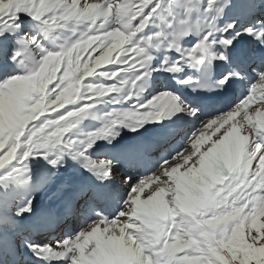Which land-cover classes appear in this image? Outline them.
I'll return each instance as SVG.
<instances>
[{
	"label": "snow or ice",
	"instance_id": "6c2138e0",
	"mask_svg": "<svg viewBox=\"0 0 264 264\" xmlns=\"http://www.w3.org/2000/svg\"><path fill=\"white\" fill-rule=\"evenodd\" d=\"M228 11L236 18L226 19ZM24 16L38 22L36 27L46 26L45 36L73 24H84L86 29L69 46L46 52L37 36L19 35ZM156 21L161 22V31L145 38L142 34ZM245 35L256 43L237 48ZM190 36L198 39L186 49L182 41ZM16 44L20 48L13 52ZM161 51L175 53L178 59H165L154 68L153 53ZM96 52L101 54L94 57ZM35 55L42 58L28 69L25 61ZM9 59L26 73L16 74ZM105 64L117 70L97 71ZM185 69L209 78L204 83L190 75L178 80L193 91L220 94L254 82L239 103L217 109L215 102H208L210 112L203 118V106L164 91L134 111L113 113L110 124L85 141L66 138L89 117L93 101L121 91L93 86L87 89L90 95L82 97L86 77L115 80L134 74L126 102L142 97L145 88L138 82L151 72L177 77ZM218 71L222 78L211 79ZM257 91L264 94V0H0V171L18 158L24 164L43 156L50 169L40 187L51 188L49 203L39 211L32 199L12 207L0 198V264H24V248L45 264H264V111L256 110L255 120L248 113ZM82 98L87 103L77 106ZM53 112L57 114L46 115ZM180 115L199 119V126L150 175L139 180L125 175L120 183L128 186L127 196L120 197L112 186L120 161L94 160L91 150L100 140L111 144L120 126L138 132L149 123L162 124ZM175 139V132L166 131L158 141L121 151L133 158L131 163H143ZM67 159L91 178H61ZM31 172L25 165V185L33 181ZM151 183L155 187L142 200ZM113 199H122L123 206L109 217L100 206ZM91 214L96 219L86 228L55 244L28 239Z\"/></svg>",
	"mask_w": 264,
	"mask_h": 264
},
{
	"label": "bare ground",
	"instance_id": "6f19581e",
	"mask_svg": "<svg viewBox=\"0 0 264 264\" xmlns=\"http://www.w3.org/2000/svg\"><path fill=\"white\" fill-rule=\"evenodd\" d=\"M81 2H83V0H81ZM92 2H97V0H92ZM99 2H103V0H99ZM119 2H122V0H118V3ZM165 15H167L166 12H165ZM229 15H230V11H228L226 13V19H228L230 21L231 19L229 18ZM28 26L24 27V29L22 30V32H24V33L21 32V33H19V35L26 34V32L31 31V30H29L30 28H32V30H33V27H31V26L28 27ZM81 28L82 27H78L75 30L81 29ZM161 28H162L161 22L160 21H156V23L150 25L149 28L145 30V34H142V35H144L145 38L148 37V36H152L154 33H157L159 31H161ZM197 39L198 38L195 37V36H190V37L185 38L182 41L183 47L186 48V49H190L193 46V44L197 41ZM39 41L41 43L43 42L42 39H39ZM96 54L100 55L101 53L97 52ZM177 59H178V57H177ZM116 68H117V66L108 65V66H106L105 68L102 69V72L115 71ZM129 74H131V73H129ZM93 78H94V81H93L94 85L110 86L111 84H113L111 79H107L105 76H102V75H96ZM121 85H122V83H121ZM249 86L250 85H247L246 87H244V89L241 90L239 94H244V95L247 94ZM174 90H178V88L177 87H173V88L166 87V88H162L158 93L164 92V91H169V92H172V93H175V94L179 95V93L174 91ZM158 93L153 94L151 97L145 99L144 101H142L139 104L146 103V102L150 101ZM120 95H122V93L117 91V92H114V93H112L111 95H109L107 97L100 98L99 102H97L90 109L89 117L87 119L83 120V122L81 124H79V126L70 134V136L68 138H71L72 140L77 141V143H79L81 141H85L90 135L100 131L105 125L110 124L111 117H112L113 113H115V112H121L122 113V112H125V111H134L136 109V106H138V102L137 101H139L140 98L133 99L132 101L129 102V103L133 104L132 107H130V106L120 107V106H124V105H118L117 104V101L119 100L118 96H120ZM262 96H264V94H262L259 91H257V93L255 94L253 100L250 101V103H249L248 113H249V115L253 116L254 120H255V111L256 110L264 111V109L261 108V104H264V98H262ZM239 119H240V117H237V120H239ZM191 121L196 122V126H194V128L199 126V119L194 120V119H192V118H190V117H188L186 115H180L178 117H174L171 120L165 119L162 124H160V123H157V124L149 123V124L145 125L144 127L140 128V130H145L148 133H155V132H158V131H161V130L162 131H168V132L175 131V133H177V138L180 137L181 140H182V138H184V137L181 136V133H180V130H179V126H181V125L184 126L186 124H189ZM190 125H191V123H190ZM225 127H227V125H225ZM184 130L187 131V135L190 134V132L192 131V130H188L187 127ZM117 131H119V136L111 144L107 143L104 140H100L98 142V147H96V148L91 150L90 154H91V156H92V158L94 160L99 161V160L111 159V160H114V162L117 161L116 157L118 155H115V154H117V151H115L116 147L114 146V143L117 142L119 139H123V138H126L127 140H129L130 139L129 136L131 135V131H129V128L125 127V126L118 127ZM203 132L205 134H207V135H211L212 134V130L211 129H203ZM222 132H223V129H221L220 132H217L215 136H212V140H215L216 137L219 136ZM180 141L174 143L173 146H171V152L175 148L180 146ZM209 143H211V141L206 142L205 147H207ZM121 149H118V150L121 151ZM171 152L167 153V152L159 151L158 153L153 154V161H150L152 163H151L150 168H149L148 171H146L145 168L142 169V165L143 164L144 165L147 164L148 163L147 161H145L143 163H135V164H133V163H131L132 160H130V158H128V156L123 154V162H120V163L116 164V168H115L116 183L113 184V185H116L119 189H121V192H120L121 194H122V190H123L125 192L124 198H126L127 191H128V186L127 185L123 186L122 183H120V180L125 175H127L128 172H131L132 174H134L136 176V178L134 177V180H139L141 177H146V176L150 175L151 172L155 171L160 166V164L163 162V158L165 156H170ZM102 153H106V154L109 153V154H108L107 157H105V155H101ZM118 160L120 161L122 159L119 158ZM66 162H67V165L65 166V169L68 170V173L72 174V172H74L76 170H79V173L77 174V177L72 176L75 179H79L80 180L81 176L83 174H87V179L86 180L91 178L90 174L85 169H83L78 163L72 161L71 159H67ZM122 164L130 165V166H126V168H130L131 167V169H133V170L132 171H128V172H127V170H125V171L123 170V172H125V173H121L122 171L120 170V167H121ZM182 171H183V169H182ZM41 180L42 179H38V180L36 179L35 181H32L31 185H35V187H36V188L32 187L33 189H31V185H24L25 187H21L22 185L20 186L22 188L21 191H24L25 193L23 194V197L20 199L18 206L22 205L23 201L25 202L27 199H29L30 196H32V197L35 196V198L33 199V203H34L35 208H36L37 211L42 209V206H46L49 203V201H48V196L49 195H47L48 194L47 190H49V188L47 190L44 189V187L41 188L40 185H39L41 183ZM154 187H155V183L149 184L146 187V189H145V193L142 194L140 198L142 200L146 199L147 198L146 195L149 192H151ZM107 204L108 203H104L102 205L107 206ZM111 206H113V208L110 210V212L103 213L104 215L109 216V217H114L120 211V209L122 208L123 200L122 199H115ZM94 219H96V217H95L94 214H92L90 219L87 221V223L85 225H87L88 223H91ZM79 229H81V227L80 228L76 227L74 229V232H71L68 235H65L64 238H66L69 235H75L76 233H78ZM42 232L45 233L46 230H43ZM49 242L55 244V241L53 239H48L47 241L45 240L44 242H41V243H49ZM30 256H31L32 259L38 260L37 257L32 254L31 251H30ZM24 264H27V263L24 262ZM42 264H45V261H43ZM53 264H67V262L66 261H53Z\"/></svg>",
	"mask_w": 264,
	"mask_h": 264
},
{
	"label": "rangeland",
	"instance_id": "374dc122",
	"mask_svg": "<svg viewBox=\"0 0 264 264\" xmlns=\"http://www.w3.org/2000/svg\"><path fill=\"white\" fill-rule=\"evenodd\" d=\"M22 19L24 21H26V23L22 26V30L24 29V27H26L28 25L32 27L33 25L36 26L38 24V22H36L34 20H31L27 16L22 17ZM67 29H68L67 27L58 28V29L52 30L51 32L59 35L62 38V36H64L65 31ZM29 30H32V28H30ZM15 47H17V46L15 45ZM65 47H67V46L62 45V49L65 48ZM89 51H91V49ZM53 53H55V52H53ZM98 56L99 55H97L96 57H98ZM82 63H83V61H82ZM108 65L109 64H105V65H102V67L105 68ZM36 66L37 65H35L34 67H36ZM63 70L64 69H63V66H62L61 67V71L59 73H57V77H59L62 74ZM116 70H117V68L115 69V71ZM97 71L102 72V69H100V70L97 69ZM95 76L96 75L91 76V77H86L85 80L82 82L83 85H84V87L82 89V97H87L88 95H90V93L87 91L88 88L93 87V86H97V87L103 86V85L98 86V85H94L93 84L94 83L93 82L94 81V78L93 77H95ZM54 83H55V81L53 82V84H50L49 87H53L54 86ZM243 98H244V96L242 98H239V100L237 101V103H239ZM99 100H100V98L97 99V100H95V101H93V105H95L97 102H99ZM86 103H87V101L82 98L81 100L77 101V106H80V105H83V104H86ZM65 107L66 108L67 107H71V105H66ZM58 111H64V109H59ZM55 114H57V113H54V112L53 113H46V115H55ZM41 119H43V117H41ZM35 122H37V121H33L32 123H35ZM70 134H68V137L70 136ZM68 137H66V138H68ZM25 165H27L28 167L31 168V170H32L31 175L33 176V181H35L36 179L37 180L38 179H42L44 177V175L46 174V170L50 169V165H49L48 161L45 160L43 158V156H39V157H36V158H30L24 164H21L19 162V158H18L11 165L7 166L5 168V170L0 171V198H2L9 206L17 207L18 204H19L20 199L23 197V194L25 193L24 191H21L22 190L21 187H25L24 186L25 184L23 183V179H24L23 169L25 168ZM66 165H67V162H65V166ZM78 173H79V170H76V171L72 172V174L71 173H68V170H66L64 168V169L61 170V178L66 177V176H69V175L77 177V174ZM32 187L33 188H36L35 185H31V189H33ZM48 188H49V190H47ZM44 189L47 190V193H48L47 195H49L50 190H51L50 186H45ZM34 198H35V196H33V197L30 196L29 197V199H32V200ZM169 198L170 197L166 196L165 199H169ZM29 199H27L25 202L23 201V204L20 205V206H24ZM43 207L44 206H42V208ZM261 222L264 223V219H262ZM86 227L87 226H85L84 228H86ZM117 231H118V228H117ZM246 236H247V232H246ZM57 240H58V237H56L54 239L55 242Z\"/></svg>",
	"mask_w": 264,
	"mask_h": 264
}]
</instances>
